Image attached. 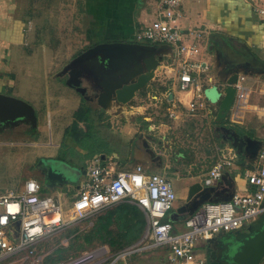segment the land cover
<instances>
[{"label": "crops", "instance_id": "0c3cea01", "mask_svg": "<svg viewBox=\"0 0 264 264\" xmlns=\"http://www.w3.org/2000/svg\"><path fill=\"white\" fill-rule=\"evenodd\" d=\"M18 1L19 0H0V93L11 95L9 91L14 89L16 90V95L14 96H17V98L22 100L24 99L32 106L36 117V125L33 134L37 135L40 132L46 134V139H42L39 143H36L41 152L44 147L55 149L60 148V146L63 145L66 148H71L76 152L75 154L82 158L81 169L84 168L86 163L98 160L100 163L111 162L116 168L121 170H128L135 164H140L147 172H150V169L159 171L161 167L160 163L154 162L153 146H151L149 142L140 143L138 138L137 140H132L136 132L140 133L141 124L139 122H141V120L146 121V130L148 132H153L154 129L165 125H155L153 122H149L151 118L148 114L150 113L144 112V105L138 104L130 109H122L118 108L115 104H111L110 107L102 109L96 105L94 101H87L92 109L88 116L90 119L89 130L86 131L88 138L85 147H82L79 144L72 142L69 137H64L63 135L64 129L72 121V113L81 104V97L71 87L62 83V80L64 81V79L56 74V76L53 75L52 77V81H54L57 86H61V84L63 85L64 88H62L61 94L54 92L46 93L45 91L40 94L34 90L33 92L28 91V95L23 97V95L19 93V87L21 89L22 82L13 78L12 69L15 66L14 59H20V54L23 52L21 44L24 43L27 33L26 20L20 11L17 10L16 3ZM87 1L90 2L92 6L94 3H97V0ZM116 1V8L118 10L116 13V19L120 25L112 29L111 37L113 39L109 41L118 40L126 42H129V40H135L134 35L138 31L137 28H140L143 24L148 23L154 18L153 7L157 5L158 8L160 2V0H158V4H156V1L154 0H115V2ZM190 2L198 3L201 7L194 4L192 8L186 10V8L182 9L179 3L178 18L181 16L180 12L183 14L185 10L183 15L186 20L179 21V26L185 29L182 30L181 33H188L187 29H191L192 26L198 27L199 29L201 28V30L204 31L202 36L204 47L197 49L198 51L194 58L203 66V70H201L202 72L198 74L199 91L202 93L203 88L212 83L222 88L225 77L230 73V65L228 62L248 61L251 65V69H248L247 74H243L241 82L245 91V100L241 103L239 108H236L237 98L235 95L233 104L229 109V114H227V116L231 122L235 119L237 121H241V119L245 120L244 122L246 125H254L256 130H260L261 136H264V121L259 122V120L256 119L255 114L256 111L261 115L259 108L264 103V21L255 12V7H264V0H190ZM130 4L132 5L128 6ZM98 28H100L99 25L97 28H95V26L93 28L95 35L93 37H96L95 39H97L101 33ZM195 34L198 36L197 32H195ZM257 75H261L260 77L263 80L260 82L262 86L261 89H259L260 95L250 89L248 84L255 81ZM153 81L154 83L156 82L155 85L162 86L163 88L161 90L157 89L156 91L151 89L152 93H146L145 96L155 99L156 102L161 101L160 96L164 97L167 104L165 107L166 116L174 122L179 120L180 122L185 121L186 119L183 115V109L188 112L186 106L190 99L191 92H182L178 89L176 59L170 46L165 50L158 67L154 70L152 79L146 84V86H149L148 84ZM85 83L86 82H84V84ZM191 91L196 92L197 89L193 88ZM168 94H171L170 98L168 97ZM136 95L135 92L134 97H136ZM202 102L203 108H198L194 110V112L199 111V115H202V117L206 116V118L211 116L213 120L217 105L208 102L204 97ZM168 109H171L174 112V118L167 115ZM194 112L193 114H188L195 116L196 114H194ZM38 119L42 121V124L38 123ZM223 120H225V118ZM223 120H221L222 122H215L213 120V122L216 123L214 127L215 134L222 131L219 129L220 126L228 128V125H223ZM40 124L45 127L39 129L38 125ZM78 124L83 128L81 123ZM18 125L19 122L17 123V126ZM239 135L247 136L246 134ZM140 136L141 135L138 137L140 138ZM32 142L35 143V141ZM43 154L44 153H42V156ZM179 154L181 155V158L179 157ZM236 154L243 159L244 165L238 166L234 163H230L228 166H224L220 177L212 183V185H218V190L224 188V190H222L223 193H221L220 196H226L227 194H243L251 192L254 189L253 185L247 183L246 171L256 166L255 160L250 163L242 153ZM174 159L181 160V152H177ZM228 167H235L237 172L234 175L229 174L227 171ZM209 168L203 173L204 176L203 178L201 177L202 182L206 177ZM34 174L48 185V182L44 179V176L42 177V175H40L41 173L38 170H35ZM158 174L164 176L168 181V178H173L165 176L160 172ZM195 176L196 175L190 177L193 178ZM81 178L83 179V173ZM175 178L176 177H174V179ZM22 184L14 190H8L17 191L21 188ZM39 184L41 194L51 196L54 199L58 198V196L53 195L51 191L48 193L49 190L44 189L41 183ZM56 184L57 183L48 186L53 189ZM189 184L190 182L183 187L184 197ZM78 186L79 185L75 187L76 191ZM74 194L75 193L71 196V199ZM104 212L105 209L92 215L95 216L97 214H103ZM143 232L144 229L138 239L129 244L135 245L138 248L137 251L132 252L130 255H136L137 253L145 252L146 250H155L159 248H143L144 244L149 243V240L141 239ZM224 233L225 232H220L219 234L222 235ZM100 245H103L109 250V247L106 244L100 243ZM163 249L164 254L161 258L163 259V262L161 264H167L165 256L168 251L166 247H163ZM119 250L120 249H115V252ZM36 251L37 248H34L35 254L40 256L42 261L43 255L39 253L37 254ZM126 256L128 257L129 255ZM132 258L133 257L130 259ZM23 262L30 264V257L25 258L23 252L7 256L0 260V264H22Z\"/></svg>", "mask_w": 264, "mask_h": 264}, {"label": "rangeland", "instance_id": "374dc122", "mask_svg": "<svg viewBox=\"0 0 264 264\" xmlns=\"http://www.w3.org/2000/svg\"><path fill=\"white\" fill-rule=\"evenodd\" d=\"M154 1L158 4V0ZM89 3L87 0H19L16 3L17 10L20 11L26 20L27 37H25L24 43L21 44L23 52L20 54V59H14L15 66L12 69V76L22 82L21 89L19 87V93L23 97L28 95V91L33 92L34 90L40 94L44 91L46 93H62L61 90L64 87L62 84L57 86L52 81L53 75L73 55L96 38L93 37L95 36L93 28L98 26L95 23L98 21L97 18H100V8ZM194 4L201 7L200 4L191 3L190 0H181L180 2L182 9L186 8V10L192 8ZM157 11L158 8L155 5L153 7V16H155ZM180 14L181 16L177 17L178 19L176 18L175 25L178 31L182 32L185 29L179 26V21L185 18L182 12ZM98 29L103 33L101 28ZM187 31L188 33L184 34L186 42L194 44L197 49L204 47L202 39L204 31L201 28L192 26ZM195 32L198 33V36ZM228 63L231 66L237 62L231 61ZM260 76L257 75L255 81L248 83L250 89L258 95H260L259 89L262 87L260 84L262 78ZM62 83H64L63 80ZM155 84L156 82L154 83V81L150 82L149 86H144L136 91V97L125 104L116 106L122 109H130L142 104L145 106L144 112L150 113L148 114L151 118L149 122H153L155 125L165 124L154 129L153 132H148L146 130V121L141 120L139 122L141 124L140 133L136 132L132 140H137L138 138L140 143L149 142L153 146L154 162L160 163L161 168L159 171L150 169V172H160L165 176L173 177L168 179L174 193V201L171 209L161 220L164 221L169 217H173L171 220L172 225L178 232H181L186 228L183 225L182 218L176 214H178L177 208L184 202L183 187L189 182H202L203 173L219 160L228 162L224 166H228L230 163L242 166L244 161L237 156L234 147L228 140L223 139L219 133H214L216 123L213 122L211 116L202 117V115H199V111H193L196 115L191 116L188 113L193 114V112H187L183 109L185 121L174 122L169 119L165 113L167 104L164 97L160 96L161 101L156 102L155 99L145 96L146 93L151 94L152 90L156 91L163 88ZM15 91L14 89L10 90L11 95H6L17 98V96H14L16 95ZM91 92L92 90L89 89L88 93ZM23 101L25 100L23 99ZM227 114L225 120H223V125H228L227 127L231 128L236 134H246L259 141H264V136H261L260 130H256L254 125H246L243 119L241 121L235 119L231 122ZM255 114L259 122L264 121L259 112L255 111ZM18 122L0 123V192H5L8 189L14 190L26 179L31 178L41 183L44 189L49 190L48 193L51 191L53 195L58 196L56 201L61 211L70 208L71 196L76 192L75 187L82 182V158L75 154L76 152L73 149L66 148L63 145L55 149L44 147L41 152L36 143L46 139V134L39 131L40 133L35 135L33 134L34 130L30 131L34 127H31L28 122L20 121L17 126ZM38 123L42 124V121L38 119ZM41 124L38 125L39 129L45 127ZM139 135H141L140 138L138 137ZM32 141H35V143ZM177 152H181V160L174 159ZM42 153H44L43 156ZM179 157L181 158L180 154ZM44 168H50L60 174L61 183L56 184L53 189L34 174L35 170L42 172ZM115 169L119 170L116 167ZM227 171L232 175L237 172L235 167H228ZM194 175L196 176L190 177ZM174 177L176 178L174 179ZM93 217L94 215H89L79 218L69 226L54 232L35 245L37 254L43 255L40 264H49V257L57 259L58 256L76 254L96 245L97 243L95 242L87 244L81 238L73 240L71 236L64 234V231L70 227H76L78 229L77 234L84 232L89 228ZM163 247L165 246L119 258L113 264H161L163 262L161 258L164 254ZM204 248L205 240H196L194 242L195 253L200 255L203 253ZM108 251L107 259L98 264H108L113 259L111 255L115 250L109 247ZM131 257L133 258L130 259ZM22 264L26 263L23 262ZM259 264H264V258Z\"/></svg>", "mask_w": 264, "mask_h": 264}, {"label": "built area", "instance_id": "2783aa9c", "mask_svg": "<svg viewBox=\"0 0 264 264\" xmlns=\"http://www.w3.org/2000/svg\"><path fill=\"white\" fill-rule=\"evenodd\" d=\"M179 3L180 0H160L154 18L143 24L134 37L136 42L171 47L176 59L178 89L191 92L186 107L193 112L203 108L204 96L198 88V74L203 66L194 59L197 48L185 42L184 33L179 32L175 25ZM255 12L264 21V7L256 6ZM242 79L243 75L238 74L236 108L245 100ZM193 88L197 91L192 92ZM259 110L264 118V103ZM167 115L174 118L171 109ZM255 162L256 166L246 171L247 183L254 186L253 191L231 194L227 200L203 202L182 218L186 229L181 232L171 221L161 220L174 201L169 181L158 173L145 171L140 164L128 170H116L111 162L94 160L86 163L82 182L71 199V207L64 211L60 210L56 199L40 193V184L36 180L26 179L19 190L0 193V260L23 252L25 258L30 257V264H40L41 257L35 254L34 248L41 240L79 218L128 201L136 205L145 217L141 239H147L149 243L143 248L165 246L168 264H204L202 253L194 252L196 240H205L218 232L238 230L264 211V142L256 153ZM227 163L219 160L213 164L201 184L212 185ZM137 250V246L128 245L113 253L108 264ZM107 254L108 250L103 245L96 244L49 264H98L107 259Z\"/></svg>", "mask_w": 264, "mask_h": 264}, {"label": "water", "instance_id": "95a60500", "mask_svg": "<svg viewBox=\"0 0 264 264\" xmlns=\"http://www.w3.org/2000/svg\"><path fill=\"white\" fill-rule=\"evenodd\" d=\"M167 48L165 44L136 41L99 42L68 60L56 75L63 76L64 84L71 87L81 98L94 101L100 108L106 109L111 104L127 103L136 91L146 86ZM248 69H251L248 61L237 62L230 66V73L225 77L222 88L213 83L203 88L204 98L217 105L213 118L215 122L225 118L236 95L235 83L238 74L245 75ZM89 89L92 90L91 93H88ZM168 97L170 98L171 94H168ZM18 121L28 122L31 127H35L36 117L32 106L19 98L0 93V123ZM219 129L228 130L224 126ZM232 135L238 134L233 132ZM238 138L241 140L240 146L232 147L236 153H242L247 161L252 163L262 141L245 135ZM42 173L48 185L61 183L60 174L50 168H44ZM217 186H205L200 182L190 183L184 202L177 208L176 215L183 218L206 201L227 200L231 194L220 196L224 188L218 190ZM172 218L167 220L171 221ZM219 233L205 239L202 253L204 264H259L264 258V211L241 229L222 235Z\"/></svg>", "mask_w": 264, "mask_h": 264}, {"label": "trees", "instance_id": "16d2710c", "mask_svg": "<svg viewBox=\"0 0 264 264\" xmlns=\"http://www.w3.org/2000/svg\"><path fill=\"white\" fill-rule=\"evenodd\" d=\"M93 5L100 8V18H97L98 22L95 24L99 25L103 33H100L101 35L99 34V37L97 39L89 43L86 47L80 49L75 55L93 44L106 42L113 39L111 37V31H113V28L120 25L116 19L117 1L115 2V0H97V3H94ZM137 29L139 30L140 28ZM134 41L135 40H129V42ZM75 55H73L72 57H74ZM80 101L81 104L72 113V121L64 129L63 135L64 137H69L72 142L85 147L88 138L86 131L89 130L88 127L90 122L88 116L92 108L90 104L83 98H81ZM78 123H81L83 125V128L79 126ZM33 130L34 129H30V131ZM144 226V215L138 209V207L128 201H121L111 206L110 208L105 209V212L103 214L95 215L91 220L89 228L84 232H79L77 234L78 229L76 227H70L64 231V234L71 236L73 240L81 238L87 244H93L94 242L97 244L103 243L110 247V249L115 250L122 249L123 247L128 246L130 243L138 239L144 229ZM67 255L69 254H66L63 257H61L62 255L58 256L57 259L49 257V262L51 263L55 260H58L59 257L64 258Z\"/></svg>", "mask_w": 264, "mask_h": 264}, {"label": "flooded vegetation", "instance_id": "af4514ba", "mask_svg": "<svg viewBox=\"0 0 264 264\" xmlns=\"http://www.w3.org/2000/svg\"><path fill=\"white\" fill-rule=\"evenodd\" d=\"M218 133L221 135V137L223 139L228 140L231 143V145H234L236 147L240 146L241 140L238 137H240L241 135H239V134L238 135H232L233 132H232L231 128L228 127L227 131H221ZM40 173H41L40 175H42V177H43L42 172H40ZM241 228L242 227H240L239 229H241Z\"/></svg>", "mask_w": 264, "mask_h": 264}]
</instances>
